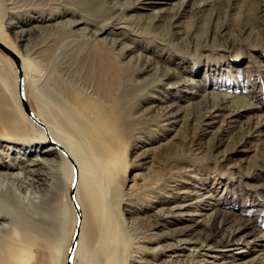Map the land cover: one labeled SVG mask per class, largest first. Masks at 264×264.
<instances>
[{
  "label": "rangeland",
  "instance_id": "374dc122",
  "mask_svg": "<svg viewBox=\"0 0 264 264\" xmlns=\"http://www.w3.org/2000/svg\"><path fill=\"white\" fill-rule=\"evenodd\" d=\"M41 7L46 10L45 13H48V10H71L100 25L105 22H115L114 19L117 15H121L119 13L123 10V8L122 10L115 8L112 0H21L14 13L17 18L25 22L31 20L30 15ZM6 11L7 13L5 3L0 0V32L22 50L21 42L16 40L17 29L20 27L6 26L10 15L14 14L10 10ZM153 12L151 9L140 21L135 19L136 21L130 22L134 30H126L127 42L130 41L129 37L136 38L140 44L148 48L147 55L158 56L163 65L175 66L184 62L185 74L191 75L195 82L187 89L180 87L170 89L166 85H154L156 76L152 72L135 77L131 83L133 90L126 97L127 109L124 111V118L132 122L131 135L126 138L127 134L124 136L118 131L116 133L118 139L116 138L117 140L115 139L110 146L105 145L106 142L103 143L105 141L102 139L103 134L97 130L95 124L93 122L89 124L94 127L93 129L90 126L92 131H97V135L95 132L92 135H95V138L92 137L93 140L98 139L96 143L100 141V148L103 143L102 157L98 158L100 165L107 166L108 175L102 182L108 189L110 214L115 217L117 227L121 229L118 236L121 238L124 260H113L110 253L95 239L88 249L80 248L77 262L78 264H140L136 260L140 254L136 251V246L141 243V245L149 244L145 240L148 237L145 232L146 227L149 228V220L154 209L181 201L185 194H190L188 197L196 200L191 208L205 209L203 197L207 193L215 195L216 205H219L217 207L228 212L229 215L234 214V217L250 218L256 228V233L243 238L234 249L221 251L220 258L234 259L244 256L246 260L255 255L257 257L260 251H264V0H188L184 5L180 0H172L169 8L163 12L162 26L154 25L151 19ZM176 13L179 15L182 35L186 33L194 37L196 35L195 42L193 41V45L189 48L176 43L180 36L174 33L176 28H172V32L166 30L168 17ZM208 31L210 36L206 39L205 35ZM133 32L136 34L133 35ZM79 38L54 36L55 41L51 48L40 50L38 56L47 61V64L43 61L46 65L44 64V69L38 73L42 81L49 73L48 68L61 64L63 66L61 73L64 76L73 74L83 81L81 83L84 85L90 83L86 75L88 70L86 68L89 65L84 60L87 51L82 40H75ZM51 49L54 52L53 57ZM242 56L245 61L238 62L236 59ZM63 71L66 73L69 71L68 75ZM1 77L5 79V84L0 80V89L7 92L6 94L16 104L13 95L15 82L19 84V71L15 60L2 48H0V79ZM23 89L30 105L36 111L38 109L36 100L31 95L29 86L25 84V77ZM211 93L229 95L234 103L245 101L248 106L235 110L232 121L222 117L213 124H203L202 111L199 112L201 109L197 106L206 95ZM18 97H20L19 91ZM234 103L233 110L236 109L234 105H237ZM166 104H174L176 109L181 110L178 121L166 122L158 117L160 107ZM14 106L16 107L14 111L21 115L17 105ZM151 106L154 107L153 115L158 116L142 118L147 113L146 109ZM23 120L25 131L28 132L25 141L33 143L41 141L42 127L30 123L27 119ZM257 124L259 127L255 128ZM0 131L6 133L0 132L3 137L13 138L6 128L2 127ZM44 132L46 134L45 130ZM73 137L78 140L77 136ZM238 138L243 139V142L237 145L240 150L226 151L229 146L238 143ZM8 141L4 140V143ZM119 147L122 148L121 153ZM19 151L22 154L24 148ZM103 152H106L107 156L103 155ZM16 153H19L18 150ZM89 156L92 160L96 159ZM66 158L68 159L67 156ZM144 158L148 161L141 164L146 160ZM70 164L72 165L71 162ZM63 176L66 180L64 182L69 186L68 196L61 187L55 188L54 185L49 186L46 196L48 194L47 198L52 199V194L56 191V199L62 204L63 210L57 214L56 220L63 227V247L68 243L67 251L64 253L62 247L61 252L56 253L57 261L50 263L49 249L37 244L32 247L29 264H66L67 262L68 248L78 226V212L71 197L75 169L72 178L67 167L64 166ZM43 191L45 194V190ZM23 193H27V196ZM23 193L20 194L21 206L27 207L32 203L31 208L30 204L28 208L33 209L34 206L36 209L37 206L43 205L39 197H33L32 193L28 196L27 190ZM2 197L3 194L0 193V199ZM27 197L29 202L26 201ZM149 232L150 229L147 233ZM144 254L155 263L167 257L160 250L144 252ZM260 260L263 262L259 263L264 264V254ZM195 263L201 264L198 261Z\"/></svg>",
  "mask_w": 264,
  "mask_h": 264
},
{
  "label": "bare ground",
  "instance_id": "6f19581e",
  "mask_svg": "<svg viewBox=\"0 0 264 264\" xmlns=\"http://www.w3.org/2000/svg\"><path fill=\"white\" fill-rule=\"evenodd\" d=\"M19 1L21 0H2L5 3V12L10 10L13 14ZM187 1L180 0L182 5ZM171 2L172 0H112L115 8L119 10L123 8L119 13L121 15H117L115 22H105L101 25L71 10H48V13H45L46 10L41 7L30 15L31 20L25 22L17 18L15 13L10 15L6 26L20 27L17 29L16 40L21 42L23 49L20 50L1 32L0 41L20 57L25 84L29 86L31 95L36 100L38 108L35 111L36 115L48 126L49 134L46 133V135L40 128L41 141L35 143L25 141V135L28 132L25 131L23 119L29 120L32 124L35 122L23 111L20 97H18V84L15 82L13 95L16 104L6 94L7 92L0 89V130L2 127L6 128L8 134L13 136V138H5L0 135V193L3 194L0 199V264H29L32 247L37 244H42L49 249L50 263L58 259L56 253L62 250L64 232L56 218L63 207L56 199V191L52 194V199L47 198L46 191L50 189V185H54L55 188L61 187L68 196L69 186L64 182L66 181L63 176L64 166L67 167L70 177L74 176V167L58 144L68 150L78 165L75 198L82 210L83 219L74 264H78L77 255L80 248L88 249L95 239L110 253L113 260H124L121 238L118 236L121 229L117 227L115 217L110 214L109 193L105 183L102 182L108 175L107 166L100 165L99 158L102 157L103 143L106 142L105 145L110 146L115 142L118 131L124 136L127 134L126 138L131 135L132 122L124 118V111L127 109L126 97L133 90L131 83L135 77L152 72L156 76L154 85H166L170 89L171 87L187 89L195 82L191 75L185 74L184 62L177 63L175 66L163 65L158 56H148V48L140 44L136 38L129 37L130 41L127 42L128 31L126 30L133 29L130 22L140 21L143 15L146 16L148 11L153 9L151 19L154 25L162 26L163 12L169 8ZM129 12L131 13L126 15ZM178 16L176 13L168 17L167 25L165 23L166 30L176 28L174 33L180 35L176 43L189 48L195 42L196 35L195 37L187 33L182 35ZM134 34L136 33L133 32ZM54 36L70 39L80 37L75 40L83 41V46L87 51L84 60L89 65L86 68L89 84L84 85L81 83L83 81L72 73L68 75L69 71L67 73L63 71L65 75H68L64 76L61 73L63 70L61 64L48 68L49 73L47 72L48 75L43 81L42 77L38 76L47 62L40 59L38 54L40 50L53 44ZM209 36L208 31L205 35L206 39ZM53 54L52 50V57ZM236 60L243 62L245 58L242 56ZM12 67L16 72L13 63ZM1 78L0 80L4 83L5 79ZM208 95L197 106L201 109L199 112L202 111L201 118L203 124L206 125L213 124L222 117L232 121L235 110L248 106L245 101L234 103L229 95L218 93ZM233 103L237 104L234 105L236 106L234 110ZM14 105H17L21 115L14 111ZM152 106L146 109L147 113L142 118H156L159 115L158 117L166 122L179 120L181 110L176 109L174 104L161 106L158 115H153L152 108L154 107ZM91 122L103 134L102 139L105 141L101 139L103 142L101 148L100 141L96 143L98 139L95 141L92 138H95L97 131H92V124L91 127L89 126ZM257 127H259L258 124L255 128ZM94 132L95 135L92 136ZM73 136H77L78 140ZM238 139V143L229 146L226 151L238 150V144L243 142V139ZM4 140L9 141L4 143ZM20 145L23 146L20 147ZM21 148H24L22 154L19 151ZM119 151L122 152L121 147ZM104 154L106 155V152H103ZM89 155L96 159L92 160ZM147 158H144L146 160H143L141 164L147 162ZM25 190L28 191V196L33 194V197H39L43 205L35 207L36 209L34 206L30 209L32 203H29L30 208H28L29 204L27 207L26 205L21 206L20 194ZM188 195L190 194H185L181 201H174L173 204L154 209L152 218L149 220L150 232L147 233V227L145 232L148 234L145 240L149 244H143V246L141 243L136 246V251L140 253L136 259L138 263L196 264L195 261H198L201 264H258L262 261L260 259L264 254L263 250L260 251L259 256L255 255L246 260L244 256L234 259L220 258L221 251L234 249L243 238L256 233V228L250 218L234 217V214L229 215L228 212L217 207L219 205H216L213 193L204 195L203 200L205 199L206 207L200 210L191 208L196 200ZM35 200L38 201V199ZM112 202L114 203L113 199ZM67 247L68 243L63 247L64 253ZM156 250H160L167 256H164L165 258L159 263L151 261L144 254V252H155Z\"/></svg>",
  "mask_w": 264,
  "mask_h": 264
},
{
  "label": "water",
  "instance_id": "95a60500",
  "mask_svg": "<svg viewBox=\"0 0 264 264\" xmlns=\"http://www.w3.org/2000/svg\"><path fill=\"white\" fill-rule=\"evenodd\" d=\"M0 48H2L6 53H8L15 60V62L17 64L18 71H19L18 91H19V95H20L21 106L23 108L24 113L28 117H30L36 124L41 126L46 131L47 134H49L48 126L44 123V121H42L41 119L38 118V115H36V112L34 111L32 106L30 105L28 98L26 96V93L23 89V83H24V77L25 76H24L20 57L16 53H14L10 48H8L6 45H4L1 41H0ZM58 146L61 148V150L64 152V154L68 157V159L70 160V162L72 163V165L74 166V169H75V182H74L73 187L71 189V197H72V200H73L74 205L76 207V210L78 212V226H77L73 241L68 248L67 262H66V264H74L75 253H76V249H77V245H78V241H79V235H80L81 224H82V219H83L82 210L80 209V207L76 201V198H75V196H76V185H77V181H78V165H77L76 161L74 160V158L72 157V155L68 152V150L66 148H64V146H62L60 144H58Z\"/></svg>",
  "mask_w": 264,
  "mask_h": 264
}]
</instances>
